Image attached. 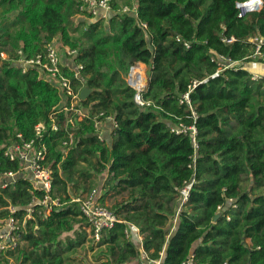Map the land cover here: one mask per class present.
<instances>
[{
    "label": "trees",
    "instance_id": "16d2710c",
    "mask_svg": "<svg viewBox=\"0 0 264 264\" xmlns=\"http://www.w3.org/2000/svg\"><path fill=\"white\" fill-rule=\"evenodd\" d=\"M135 1L136 14L117 13L105 23L82 14L76 0H0L3 50L14 55L23 48L35 56L60 36L78 49L75 62L84 66L83 83L91 88L80 101L85 116L78 121L81 113L64 109L60 91L38 69L23 72L0 60V172L20 171L23 163L10 160L6 148L18 141V133L33 138L43 123L52 191L66 202L49 214L36 204L26 218L27 207L44 191L27 176L0 188V228L11 206L24 222L18 247L0 250V264L12 258L19 264H67L70 252L93 239L79 204L71 202L85 193L68 191L75 172L93 177L78 167L81 162L107 172L104 203L109 194H127L109 206L122 221L98 241L105 247L101 264H142L141 243L129 223L139 228L149 257L161 264L189 258L192 264H264V77L255 81L245 68L217 73L213 59L250 61L252 37H264V7L240 17L238 0ZM131 2L114 0V6ZM222 34L235 41L227 45ZM135 62L148 66L144 97L158 107L135 102L125 79ZM194 80L199 83L190 92L191 109L181 99ZM193 110L195 169L189 167L195 154L191 137L170 129L194 123ZM101 112L116 122L108 140H101L95 127ZM191 179L189 198L181 205L180 189Z\"/></svg>",
    "mask_w": 264,
    "mask_h": 264
},
{
    "label": "built area",
    "instance_id": "2783aa9c",
    "mask_svg": "<svg viewBox=\"0 0 264 264\" xmlns=\"http://www.w3.org/2000/svg\"><path fill=\"white\" fill-rule=\"evenodd\" d=\"M79 10L84 15L90 16L93 21L103 20L109 23L110 18L114 14H124V13H137V2L132 0L131 3H124L118 7L114 6V0H76ZM236 7L239 11L240 17H245L249 13L260 11L264 7V0H238L236 2ZM146 28L147 25L143 23ZM222 41L227 45L232 44L235 41L234 37H227L224 34L221 35ZM180 41L181 38L177 37ZM251 41L254 44V49L251 55L247 58L250 59L248 62L244 60H234L227 55H218L213 58L218 65L217 73L222 72L226 69L237 70L239 68L247 69V64L253 63H264V37L261 35H255L252 37ZM192 41H184V45L189 48ZM2 43L0 40V60L10 61L14 63L17 67H20L23 72H27L30 68L38 69L41 75L58 88L64 102L67 103L64 109L74 110L75 112H80L84 117L85 114L81 112L78 108L81 107V97L80 91L85 86L83 83L82 70L84 66L82 64L76 63L75 59L78 55V49L71 47L64 43L51 42L47 45L46 50L35 56H28L23 48L18 49L14 55L9 54L6 50H3ZM248 70V69H247ZM252 79L258 81L264 77L260 72H251ZM126 82L128 85L134 89L135 102L141 106H153L158 107L152 100H147L144 97V92L147 89L149 77H148V66L143 62H135L131 65L130 70L125 75ZM198 80H194L193 84L190 85L189 91L183 94L181 102L187 103V105L192 108V102L190 98V92L197 86ZM193 116L195 118L194 123L188 125L184 122H180L177 125H172L170 127L172 132L176 134H185L191 137L193 146L195 148V154L193 156L192 162L189 167L195 169L196 166V154L198 149L197 141V126L196 118L197 114L193 110ZM99 117H105L106 122L112 123V126H116V122L111 115L105 116L101 112L96 117L95 127L98 136L101 140H104V132L98 131L99 122L101 120ZM53 129L57 130V124L53 123ZM45 125L43 123H38L35 128V136L30 140L24 139L21 133L17 134L18 141L7 146L5 155L12 161L19 160L23 163V167L20 171H5L0 172V188H5L11 183H13L18 177L26 176L23 173L26 171L31 174L33 184L36 188L44 191L42 198L34 199L28 207V214L26 218L32 217V212L34 211V206L40 204L44 207V212L49 214L54 209H59L63 207L66 202L62 201L61 197L55 196L53 194V169L51 165L48 164V145L44 140ZM72 137V135H71ZM64 146L70 144L69 141H64ZM194 183V179L190 181H185L184 185L181 187L182 201L181 205L184 204L190 195L191 187ZM71 202H77L80 206L82 215L87 219L92 237L94 241H100L103 232L105 230L112 229L117 222L122 220L115 214L109 206L103 202L102 193L95 188L83 196L72 197ZM17 207H9L10 215L6 219L4 228L0 231V250L9 251L15 250L19 245L20 231L23 228V223L18 217L14 216L17 211ZM180 210V209H179ZM133 228L139 232V238L141 240V253L140 259L142 264L147 262H155L160 264V259H151L149 253L143 247V236L140 234L139 228L133 224L129 223ZM127 237L130 236L128 230L125 231ZM193 259L189 258L184 264H192Z\"/></svg>",
    "mask_w": 264,
    "mask_h": 264
},
{
    "label": "rangeland",
    "instance_id": "374dc122",
    "mask_svg": "<svg viewBox=\"0 0 264 264\" xmlns=\"http://www.w3.org/2000/svg\"><path fill=\"white\" fill-rule=\"evenodd\" d=\"M11 16L14 17L15 13H12ZM52 42L62 43L60 36L55 37ZM78 108L80 107L78 106ZM79 120H81L80 117L78 118V121ZM107 124L108 122H106L105 120H101V122H99L98 131L104 132V129L107 127ZM68 150L69 148L65 149L64 150L65 153ZM78 167L83 171L84 170L89 171L90 174L93 175V177L85 179L83 176L80 175L79 172H75L69 179V185H68V191L72 195L74 194L79 195L82 193H86L91 188L93 189L98 188V190L102 194L108 191L109 187L107 186L106 183H104L105 178H106V173H107L106 171L102 173L96 172L94 168L87 162L79 163ZM243 187L248 188V182H245L243 184ZM126 196H127L126 193H121V194H116V195L109 194L106 197L105 202L107 203L108 206L112 207V205L115 202L123 200L124 198H126ZM4 226L0 228V231L4 228ZM89 229L90 227H88V230ZM104 248H105L104 246H98V241H94L91 238L84 246H81L77 248L75 251L70 252L71 257L69 261L67 262V264H101L104 260L100 258V253ZM9 264H19V261L12 258L10 259Z\"/></svg>",
    "mask_w": 264,
    "mask_h": 264
},
{
    "label": "crops",
    "instance_id": "0c3cea01",
    "mask_svg": "<svg viewBox=\"0 0 264 264\" xmlns=\"http://www.w3.org/2000/svg\"><path fill=\"white\" fill-rule=\"evenodd\" d=\"M246 68L250 72L257 71V72H260V73H262L264 75V63H253V62H251V63L247 64ZM82 118H83V116L81 115L80 119H82ZM106 128L104 129V138L108 140V139L112 138L111 137L112 124H110L108 122ZM23 175H26L27 177H30L32 179L31 174L26 172V171L23 173ZM133 230H135L133 232V234H135V236L138 237V241H139V243H141V240L139 238V232L135 228ZM146 264H156V263L155 262H147ZM160 264H161V259H160Z\"/></svg>",
    "mask_w": 264,
    "mask_h": 264
},
{
    "label": "water",
    "instance_id": "95a60500",
    "mask_svg": "<svg viewBox=\"0 0 264 264\" xmlns=\"http://www.w3.org/2000/svg\"><path fill=\"white\" fill-rule=\"evenodd\" d=\"M184 11V10H183ZM91 93V88L88 86H84L81 91H80V97L82 100H85L88 98L89 94ZM224 210H220L214 217V219L216 220L217 218H219L221 216V214L223 213Z\"/></svg>",
    "mask_w": 264,
    "mask_h": 264
}]
</instances>
